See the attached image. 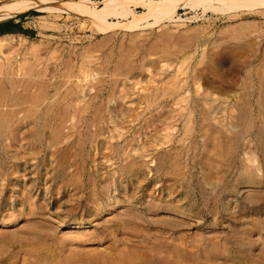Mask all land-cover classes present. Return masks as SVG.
I'll list each match as a JSON object with an SVG mask.
<instances>
[{
    "label": "rangeland",
    "instance_id": "374dc122",
    "mask_svg": "<svg viewBox=\"0 0 264 264\" xmlns=\"http://www.w3.org/2000/svg\"><path fill=\"white\" fill-rule=\"evenodd\" d=\"M27 1L63 10L0 19V264H264V7Z\"/></svg>",
    "mask_w": 264,
    "mask_h": 264
},
{
    "label": "bare ground",
    "instance_id": "6f19581e",
    "mask_svg": "<svg viewBox=\"0 0 264 264\" xmlns=\"http://www.w3.org/2000/svg\"><path fill=\"white\" fill-rule=\"evenodd\" d=\"M105 2H108V1H110V0H104ZM32 2L34 3V4H32ZM235 2H237L238 4L237 5H243V4H249L250 5V7H259V6H262V7H264V0H235ZM246 2V3H245ZM47 3H49V2H43V4H44V6H39V5H37V2L36 1H27V0H24V1H22V0H14V1H11V2H9L8 3V5H1V7H0V19L1 18H3V17H5V16H9V15H11V14H13V13H15L16 11H19V10H21V9H42V10H48V8L47 7H50V6H47L48 4ZM221 3V2H220ZM1 4V3H0ZM50 5H54L53 3H50ZM76 5V3H71V4H68V5H65L66 7L67 6H70L71 8H72V6H75ZM65 7V8H66ZM50 8H52V9H59V10H63V8L61 9L58 5H55V7L53 6H51ZM49 8V9H50ZM51 9V10H52ZM49 11V10H48ZM67 11V10H66ZM250 13V12H249ZM251 14V13H250ZM256 14V13H255ZM252 15V14H251ZM246 37V36H245ZM264 37V36H263ZM255 40L257 41V38L255 39V37H250V38H248L247 39V41H245L246 43H247V46H253V44L255 43ZM242 46V45H241ZM245 47H246V45H245ZM254 47V46H253ZM255 48V47H254ZM245 49V48H244ZM249 49H251V47L249 48ZM246 51H247V49H246ZM252 51H253V49L250 51L251 53H252ZM219 53V52H218ZM217 53V54H218ZM235 53V52H234ZM242 53L244 54V55H250V53L247 51V52H243L242 51ZM215 54V53H214ZM221 54V53H220ZM231 54V53H230ZM253 54V53H252ZM215 56H217L216 54H215ZM242 56V55H241ZM214 57V56H213ZM237 57H238V59L240 58V54H238L236 57H235V55H234V58H236L237 59ZM210 58V57H209ZM212 58V57H211ZM216 58V57H215ZM243 58V57H242ZM235 59V60H236ZM241 62V61H240ZM207 68H208V70L210 71V72H212L213 74H216V75H218V74H221V71H222V69L220 68V66L218 65V63H217V61H216V59H209L208 61H207ZM222 75V74H221ZM140 78V77H139ZM136 79H138L137 78V76H132V77H130L129 78V80L130 81H135ZM131 83V82H130ZM103 142V141H102Z\"/></svg>",
    "mask_w": 264,
    "mask_h": 264
},
{
    "label": "trees",
    "instance_id": "16d2710c",
    "mask_svg": "<svg viewBox=\"0 0 264 264\" xmlns=\"http://www.w3.org/2000/svg\"><path fill=\"white\" fill-rule=\"evenodd\" d=\"M31 14H37L36 12H30ZM13 28H18L21 33H29L28 31L21 28L20 25H14L12 21L6 22L0 25V35L10 33Z\"/></svg>",
    "mask_w": 264,
    "mask_h": 264
},
{
    "label": "water",
    "instance_id": "95a60500",
    "mask_svg": "<svg viewBox=\"0 0 264 264\" xmlns=\"http://www.w3.org/2000/svg\"><path fill=\"white\" fill-rule=\"evenodd\" d=\"M37 11V10H36ZM37 12H39V11H37Z\"/></svg>",
    "mask_w": 264,
    "mask_h": 264
}]
</instances>
